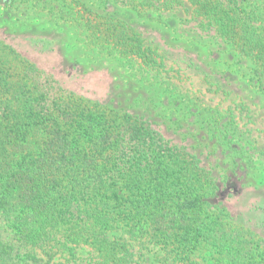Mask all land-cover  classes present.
I'll return each mask as SVG.
<instances>
[{
    "label": "trees",
    "instance_id": "16d2710c",
    "mask_svg": "<svg viewBox=\"0 0 264 264\" xmlns=\"http://www.w3.org/2000/svg\"><path fill=\"white\" fill-rule=\"evenodd\" d=\"M185 1L192 15L183 20L250 62L249 82L264 91V2ZM128 2L172 15L181 4ZM116 21L97 22L103 32L88 26V44L101 47L111 27V49L177 97L224 113L264 157V115L253 102L183 51L171 60ZM216 190L212 171L147 117L64 90L0 38V264H140L135 244L192 264H264V235L233 222L214 203Z\"/></svg>",
    "mask_w": 264,
    "mask_h": 264
},
{
    "label": "rangeland",
    "instance_id": "374dc122",
    "mask_svg": "<svg viewBox=\"0 0 264 264\" xmlns=\"http://www.w3.org/2000/svg\"><path fill=\"white\" fill-rule=\"evenodd\" d=\"M78 1L82 5L73 0H0V38L64 90L118 111L143 115L166 139L186 146L212 171L217 184L214 203L223 207L233 222L264 235V214L258 208L264 205V157L254 152V144L224 113L198 107L189 95L177 97L179 92L164 78L122 58L111 49L115 39L111 27L105 45H89L92 29L88 26L97 25L103 32L106 25L97 22L117 20L116 25L125 23L154 40L171 60L176 58L175 52L183 51L230 82L263 116L264 91L249 82L253 65L239 60L228 45H218L194 29L192 20L184 21L192 15V5L185 0H177L181 4L175 5L176 15L154 5H129V0ZM238 1L247 8L264 2ZM84 7L92 13L84 12ZM85 17L93 22L83 20ZM134 251L140 264H192L174 261L173 256L150 244H135ZM77 253L85 256V250Z\"/></svg>",
    "mask_w": 264,
    "mask_h": 264
}]
</instances>
